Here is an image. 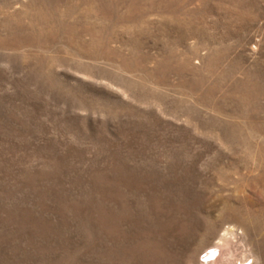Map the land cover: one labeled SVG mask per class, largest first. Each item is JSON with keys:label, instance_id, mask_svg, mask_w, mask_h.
<instances>
[{"label": "rangeland", "instance_id": "1", "mask_svg": "<svg viewBox=\"0 0 264 264\" xmlns=\"http://www.w3.org/2000/svg\"><path fill=\"white\" fill-rule=\"evenodd\" d=\"M263 157L264 0H0V264H264Z\"/></svg>", "mask_w": 264, "mask_h": 264}, {"label": "bare ground", "instance_id": "2", "mask_svg": "<svg viewBox=\"0 0 264 264\" xmlns=\"http://www.w3.org/2000/svg\"><path fill=\"white\" fill-rule=\"evenodd\" d=\"M247 154H248V152H247ZM253 155H254V153H253ZM255 156H257V155H255ZM247 157H248V155H247ZM249 160H251V159H249ZM233 174H235L234 178L230 177L231 179L228 178L226 180L229 184H231L232 187L226 188L227 184L226 185L224 184L223 189L219 190V193L216 194L217 195L216 201L214 200L215 202L211 206L210 216H209L208 220H206V224H205V227L207 228L206 230H208V235H207L206 239L204 240L205 250L203 251V253L206 254L213 249L221 248L219 255H223V254L227 255L226 261H228V262H231V260H232L231 258H233L231 256L232 254L230 251L232 243L235 240L239 239L240 235L246 236L250 230H254L255 232H258L260 229L259 227L261 226V225L259 226V219L262 217V215L264 216L263 210H254L251 208H250L251 210L241 209V208H238L237 206L234 207L232 205V204H234V203H232L233 201L236 202L239 206L240 205L245 206V204H247L246 203L247 202V196H248L247 192L250 191L247 189V186H249V185L255 187L256 190H258L259 192H261L264 195V163L263 164L260 163V164H257L255 166H252V167H250L249 165L243 166L240 169L236 170L235 173H233ZM210 184H211V182H210ZM207 192L212 193V191H209V190H207ZM226 192H227V194H226L227 196L224 195ZM215 213H218L216 219L213 218V215ZM202 222L204 223V221H202ZM257 240H259V239H257ZM249 259H250V257H249ZM216 261H218V260H216ZM247 261H245V262H247ZM200 264H207V263L205 261H202V262H200Z\"/></svg>", "mask_w": 264, "mask_h": 264}]
</instances>
